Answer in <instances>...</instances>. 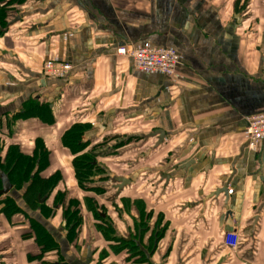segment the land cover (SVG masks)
<instances>
[{"label":"crops","instance_id":"obj_1","mask_svg":"<svg viewBox=\"0 0 264 264\" xmlns=\"http://www.w3.org/2000/svg\"><path fill=\"white\" fill-rule=\"evenodd\" d=\"M0 12V168L11 183L0 264H264V138L254 150L244 138L264 111V0H0ZM142 42L176 51L175 77L116 52ZM48 59L72 69L48 77ZM15 151L34 161L29 178L44 161L36 178L54 185L19 184L6 166ZM82 155L95 167L80 185ZM102 203L123 248L89 245Z\"/></svg>","mask_w":264,"mask_h":264},{"label":"built area","instance_id":"obj_2","mask_svg":"<svg viewBox=\"0 0 264 264\" xmlns=\"http://www.w3.org/2000/svg\"><path fill=\"white\" fill-rule=\"evenodd\" d=\"M117 54L127 55L132 59L133 67L144 72H158L170 78L175 77L179 64V56L173 48L157 47L149 42H142L132 46H121ZM72 69L68 62L54 59L46 60L42 65V72L48 77L64 78ZM244 138L249 150H254L264 138V111L248 118V125L244 131ZM231 192V190H228ZM239 234L228 231L223 234V243L230 250H236L239 243Z\"/></svg>","mask_w":264,"mask_h":264},{"label":"trees","instance_id":"obj_3","mask_svg":"<svg viewBox=\"0 0 264 264\" xmlns=\"http://www.w3.org/2000/svg\"><path fill=\"white\" fill-rule=\"evenodd\" d=\"M3 12V11H2ZM2 12H0V23H1V27H3L5 25V20L3 18ZM0 27V29H1ZM0 34H1V30H0ZM81 129L80 127H75L73 130L67 132L64 134L63 136V143L65 145H68L69 141H72L73 143H77L78 139H79V135H80ZM78 146V145H77ZM14 149H11V151H13ZM10 151V152H11ZM41 157L44 159L45 157V152L43 151ZM7 163L6 166L9 168V174H12L14 177L16 176L17 181L19 184L21 183H26V182H30L29 187H40V188H51L54 185V180H40L38 178H36V174L38 172V169H40V167L43 165L44 166V161L38 165V168L36 169L37 172H35L33 174V176L31 178H29V176L31 175V171L32 168L34 166V161L25 158L24 156H22L21 154L17 153V151L14 152V154H11V157L7 159ZM94 164H92V158L90 156L87 155H82L80 157L75 158L74 160V168H75V175L76 178L79 182L80 185H82L83 182L87 183L89 182V176L93 175V168H94ZM3 167L1 166L0 168V174L4 173L5 171L2 169ZM4 171V172H3ZM37 187L36 190H38L39 188ZM12 205V204H11ZM74 216V215H73ZM79 219L76 218L74 225H77ZM108 230H111V228L109 227ZM107 232V231H106ZM126 246H129V243H125Z\"/></svg>","mask_w":264,"mask_h":264},{"label":"rangeland","instance_id":"obj_4","mask_svg":"<svg viewBox=\"0 0 264 264\" xmlns=\"http://www.w3.org/2000/svg\"><path fill=\"white\" fill-rule=\"evenodd\" d=\"M0 27H1V23H0ZM75 203H77V201H75ZM108 204L109 203H104V204L102 203L101 205L98 204V206L96 205V207L93 208V212H92L93 221H92V223L94 225L93 227H94V233L95 234L93 232H90V234H89V245L91 246V249H92V246H93V248H97V249H98V247L102 248L101 246H103V247L107 246V248H109L111 250H117L120 247L123 248L124 243H122V242L120 243L119 236H118L119 232L115 229L114 224H113L111 217L109 215V213L111 211L114 212L115 209L112 210L110 207H108ZM117 204H119V203L117 202ZM126 208L127 209H125V210H128V207H126ZM101 214H103L104 217L100 216ZM126 220H129V219L126 218ZM128 223H129V221H128ZM109 227L111 228V230H108ZM96 230L100 233L104 232L106 239H108L109 241H112V242L109 243V242H105L104 240H103L104 242H102L101 240H98L95 242L94 240H92L91 237L93 235H95V238L98 237V235H97L98 232ZM122 236L124 237V235H122Z\"/></svg>","mask_w":264,"mask_h":264},{"label":"water","instance_id":"obj_5","mask_svg":"<svg viewBox=\"0 0 264 264\" xmlns=\"http://www.w3.org/2000/svg\"><path fill=\"white\" fill-rule=\"evenodd\" d=\"M15 19L17 20V18H15ZM15 19L12 20L10 23H13L15 21ZM155 134H158L159 135V139H162L163 133L161 131H156ZM188 165H189V163H186V164L180 166V168H185L186 169V167H188ZM0 179H1V183H2V186L0 188V194H6L11 189V183L9 182L8 177L4 173L0 174ZM114 179H115V181L117 183L116 184L117 188H121L122 186H124V185L129 183V179L124 178V177H115ZM89 253L90 252L88 250V257H89Z\"/></svg>","mask_w":264,"mask_h":264}]
</instances>
